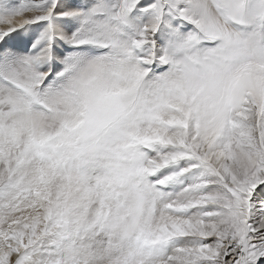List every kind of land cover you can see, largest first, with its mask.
Instances as JSON below:
<instances>
[{
	"label": "snow or ice",
	"instance_id": "1",
	"mask_svg": "<svg viewBox=\"0 0 264 264\" xmlns=\"http://www.w3.org/2000/svg\"><path fill=\"white\" fill-rule=\"evenodd\" d=\"M0 264H264V0H0Z\"/></svg>",
	"mask_w": 264,
	"mask_h": 264
}]
</instances>
